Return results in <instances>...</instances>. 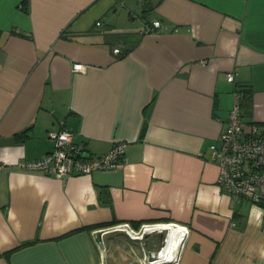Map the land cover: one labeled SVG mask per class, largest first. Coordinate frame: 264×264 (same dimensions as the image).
<instances>
[{
	"label": "crops",
	"instance_id": "obj_1",
	"mask_svg": "<svg viewBox=\"0 0 264 264\" xmlns=\"http://www.w3.org/2000/svg\"><path fill=\"white\" fill-rule=\"evenodd\" d=\"M236 84L264 137V0H0V264H264V206L209 158ZM61 128L90 156L123 141L119 164L61 180L18 164ZM122 223L161 230L101 231Z\"/></svg>",
	"mask_w": 264,
	"mask_h": 264
},
{
	"label": "built area",
	"instance_id": "obj_2",
	"mask_svg": "<svg viewBox=\"0 0 264 264\" xmlns=\"http://www.w3.org/2000/svg\"><path fill=\"white\" fill-rule=\"evenodd\" d=\"M159 25V20H152L143 31H152ZM112 52L115 55H124L117 45L112 48ZM73 69H82V64L74 63ZM234 76L233 71H228L225 78L233 82ZM239 100V93L235 91L233 104L219 132L218 140L209 145V158L217 164L218 187L232 195L236 202L246 199L253 204L261 205L264 204V137H260L256 125L242 119ZM47 134L54 142L53 149L38 159L19 161L18 164L24 169L41 170L43 174L60 180L76 174L88 175L96 169L117 167L126 144L123 141L116 142L105 153L90 156L84 153L82 145L74 141L71 130L61 128ZM128 226L127 223L116 224L104 231L120 230L126 232L131 239H141L148 232L161 230L155 223L142 224L136 230ZM165 239L167 242V238ZM165 245L158 249L159 254Z\"/></svg>",
	"mask_w": 264,
	"mask_h": 264
},
{
	"label": "trees",
	"instance_id": "obj_3",
	"mask_svg": "<svg viewBox=\"0 0 264 264\" xmlns=\"http://www.w3.org/2000/svg\"><path fill=\"white\" fill-rule=\"evenodd\" d=\"M235 87H236L235 90L239 93V96H240V100H239L240 106H241V112H240V114L243 115L242 114L243 113L242 107L243 106H246L248 104V100L251 97V89H250L249 86L243 85V84H236ZM106 190L104 188V189H102V191H100L102 193V198L104 200L107 199V192H106ZM261 205H264V204H261Z\"/></svg>",
	"mask_w": 264,
	"mask_h": 264
},
{
	"label": "rangeland",
	"instance_id": "obj_4",
	"mask_svg": "<svg viewBox=\"0 0 264 264\" xmlns=\"http://www.w3.org/2000/svg\"><path fill=\"white\" fill-rule=\"evenodd\" d=\"M107 227H105L103 230H101L102 232H108V231H104V230H107L106 229ZM111 230H109V232H110ZM165 237H168V233L167 232H164V236L162 237V240H161V242H159V244H158V246H157V251H156V255L158 256L159 255V251H158V249H160L161 247H162V245L163 244H166L167 245V242H166V239H165ZM144 238V237H143ZM141 240V239H140ZM157 256H156V258H157ZM159 260V259H158ZM153 261V260H152ZM161 263H164V262H162L161 261Z\"/></svg>",
	"mask_w": 264,
	"mask_h": 264
},
{
	"label": "bare ground",
	"instance_id": "obj_5",
	"mask_svg": "<svg viewBox=\"0 0 264 264\" xmlns=\"http://www.w3.org/2000/svg\"><path fill=\"white\" fill-rule=\"evenodd\" d=\"M170 244H171V243H169V245L166 247V249L169 248ZM165 251H166V250H165ZM167 252H168V251H167ZM160 257H161V256H160ZM161 258H163V259L168 258V254H167L166 252L163 251V252H162V257H161Z\"/></svg>",
	"mask_w": 264,
	"mask_h": 264
}]
</instances>
